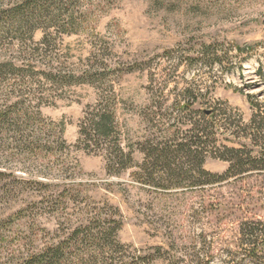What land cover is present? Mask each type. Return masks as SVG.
Masks as SVG:
<instances>
[{
	"label": "rangeland",
	"instance_id": "1",
	"mask_svg": "<svg viewBox=\"0 0 264 264\" xmlns=\"http://www.w3.org/2000/svg\"><path fill=\"white\" fill-rule=\"evenodd\" d=\"M47 2L0 30V264H264V0Z\"/></svg>",
	"mask_w": 264,
	"mask_h": 264
},
{
	"label": "trees",
	"instance_id": "2",
	"mask_svg": "<svg viewBox=\"0 0 264 264\" xmlns=\"http://www.w3.org/2000/svg\"><path fill=\"white\" fill-rule=\"evenodd\" d=\"M45 4H48L47 0L45 1L44 0L43 1L42 0H28L23 3L15 4L11 10L0 12V28H1L0 30L3 31L5 29H9V31H11L13 27L16 28V30L19 29V27H17V25H13V23H17L18 25L19 23L23 24V20H24L23 14H25V12H23L24 7H28L27 9L29 12H31L32 15H36L37 12H40L41 14L46 13L47 11L44 8H47L49 10V6L47 7L45 6ZM41 14L38 13V15L40 16ZM11 67H13V65H11ZM188 105H189V102H188ZM257 108H258V105H257ZM256 112H258V114H256L253 117V120L249 126L251 132L253 133L255 132L258 133L259 130L263 131L264 129L260 127L261 122L262 123L264 122V118H262L261 121H257L262 115H264V113H262L260 109L259 111H256ZM109 119L110 118L105 115H103L101 119H98L99 121L95 123V127L93 130L94 135L101 134L102 136L103 134L107 133L106 123L109 121ZM208 137H209V134L206 132V130L203 129L202 127L197 126L193 129L192 135L188 138L186 137L185 143L179 145V148H181V151H184L185 153H190L191 155L192 154L203 155V151L209 147L206 141ZM89 138H91V135H89ZM234 163L236 165V161ZM200 168H202V164L200 165ZM57 258L59 259L56 260V263H55L53 260ZM60 258L61 257L58 252H53L50 249V250H47V252L44 253L43 255L34 257L30 261V264H57Z\"/></svg>",
	"mask_w": 264,
	"mask_h": 264
}]
</instances>
